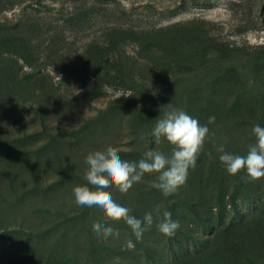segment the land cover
Segmentation results:
<instances>
[{"label": "rangeland", "instance_id": "374dc122", "mask_svg": "<svg viewBox=\"0 0 264 264\" xmlns=\"http://www.w3.org/2000/svg\"><path fill=\"white\" fill-rule=\"evenodd\" d=\"M171 108L209 134L175 193L150 186L157 173L107 189L142 221L137 240L73 189L90 151L170 155L152 130ZM255 125L264 0H0V264H264V177L230 175L217 152L246 155ZM157 206L179 221L171 237ZM94 223L119 236L98 237Z\"/></svg>", "mask_w": 264, "mask_h": 264}, {"label": "clouds", "instance_id": "9594fccd", "mask_svg": "<svg viewBox=\"0 0 264 264\" xmlns=\"http://www.w3.org/2000/svg\"><path fill=\"white\" fill-rule=\"evenodd\" d=\"M214 121V116L209 117L208 123ZM252 133L255 143L248 146L246 155L227 152L223 144L217 147V152L221 153L219 160L230 175H236L245 169L252 180L264 177V127L255 125ZM208 134L207 125H201L198 119L190 116L185 110L171 108L165 111L163 117L157 120L152 136L156 144L167 141L172 146L171 154L165 155L162 151L149 149L139 161L129 162L123 160L117 149L111 146L90 151L85 158L87 183L73 189L76 204L95 206L110 220H123L131 228L136 239H142L145 231L142 221L131 215L129 208L117 203L107 189L114 186L121 193H126L134 183L140 182L146 173H157L156 180L151 182L150 186L160 190L164 196L175 193L186 182L188 170L196 166ZM140 138L143 139V134ZM155 211L158 230L165 236H173L180 227L179 221L173 220L168 210L161 213L159 206ZM153 222V214L146 213L143 224L151 226ZM92 228L98 237L119 236L118 229L106 224L94 223ZM129 244L133 246L131 242Z\"/></svg>", "mask_w": 264, "mask_h": 264}]
</instances>
